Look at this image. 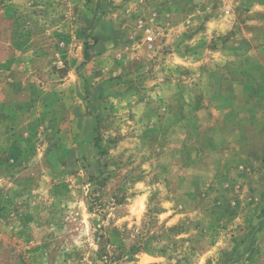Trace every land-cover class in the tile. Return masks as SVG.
Here are the masks:
<instances>
[{
  "label": "rangeland",
  "instance_id": "374dc122",
  "mask_svg": "<svg viewBox=\"0 0 264 264\" xmlns=\"http://www.w3.org/2000/svg\"><path fill=\"white\" fill-rule=\"evenodd\" d=\"M249 96L264 0H0V264H264Z\"/></svg>",
  "mask_w": 264,
  "mask_h": 264
},
{
  "label": "crops",
  "instance_id": "0c3cea01",
  "mask_svg": "<svg viewBox=\"0 0 264 264\" xmlns=\"http://www.w3.org/2000/svg\"><path fill=\"white\" fill-rule=\"evenodd\" d=\"M245 96H247V94ZM245 96H243L242 101L245 100ZM248 98H250V96L246 97V101L250 103L248 108L253 112V116L249 119L247 126L252 131V138L251 136L248 138L247 135L243 136V138L246 142L250 141L252 148L256 150V154H264V96L259 102L255 100L248 101ZM242 127L240 123L236 124L237 132L240 131L238 132L237 138H241V134L245 131ZM239 147L241 148V146ZM257 156L261 157L260 155Z\"/></svg>",
  "mask_w": 264,
  "mask_h": 264
}]
</instances>
